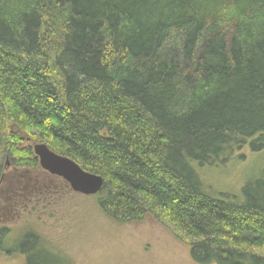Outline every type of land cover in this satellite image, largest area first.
Instances as JSON below:
<instances>
[{
	"label": "trees",
	"instance_id": "16d2710c",
	"mask_svg": "<svg viewBox=\"0 0 264 264\" xmlns=\"http://www.w3.org/2000/svg\"><path fill=\"white\" fill-rule=\"evenodd\" d=\"M29 143L100 176L109 220L264 264V171L235 197L195 170L264 150V0H0V155L35 169Z\"/></svg>",
	"mask_w": 264,
	"mask_h": 264
},
{
	"label": "rangeland",
	"instance_id": "374dc122",
	"mask_svg": "<svg viewBox=\"0 0 264 264\" xmlns=\"http://www.w3.org/2000/svg\"><path fill=\"white\" fill-rule=\"evenodd\" d=\"M243 154L221 166L195 168L211 194L240 196L261 176L264 150L246 148ZM4 162L1 154L0 228L8 232L0 242V264H195L188 246L152 219L115 223L94 197L71 192L39 167L27 172Z\"/></svg>",
	"mask_w": 264,
	"mask_h": 264
},
{
	"label": "water",
	"instance_id": "95a60500",
	"mask_svg": "<svg viewBox=\"0 0 264 264\" xmlns=\"http://www.w3.org/2000/svg\"><path fill=\"white\" fill-rule=\"evenodd\" d=\"M33 155L39 168L66 182L71 192L84 196H96L103 187V179L82 170L74 161L52 152L45 144H34Z\"/></svg>",
	"mask_w": 264,
	"mask_h": 264
},
{
	"label": "flooded vegetation",
	"instance_id": "af4514ba",
	"mask_svg": "<svg viewBox=\"0 0 264 264\" xmlns=\"http://www.w3.org/2000/svg\"><path fill=\"white\" fill-rule=\"evenodd\" d=\"M35 144V143H34ZM35 157V156H34ZM36 158V157H35ZM5 167L7 166H12V167H15V168H13V169H17L16 167H17V165L14 163V162H12V163H9L8 162V156H7V154H5ZM37 163H38V161H37ZM38 165V167H39V164H37ZM25 171H27V172H29V170L28 169H25ZM1 172H2V170H1V167H0V180H2V175H1ZM44 172V171H43ZM46 175H47V177H50V178H56V179H58V180H60V181H62L63 182V184L70 190V188H69V186H68V184L66 183V182H64L61 178H59V177H56V176H52V175H50V174H48V173H46V172H44ZM71 191V190H70Z\"/></svg>",
	"mask_w": 264,
	"mask_h": 264
}]
</instances>
